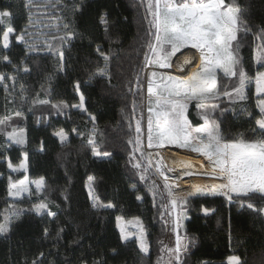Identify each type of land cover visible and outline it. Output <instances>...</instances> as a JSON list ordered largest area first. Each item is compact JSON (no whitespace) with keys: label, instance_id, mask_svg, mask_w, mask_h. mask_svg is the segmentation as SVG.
<instances>
[{"label":"trees","instance_id":"trees-1","mask_svg":"<svg viewBox=\"0 0 264 264\" xmlns=\"http://www.w3.org/2000/svg\"><path fill=\"white\" fill-rule=\"evenodd\" d=\"M25 2L0 0V11L13 13L11 24L17 33L28 26L30 15L35 24L51 23L40 29L29 27L38 41L43 40L40 39L44 38L42 33L58 30L63 33L64 23L69 25L67 31L75 35L63 45L54 41L51 52L26 54L27 46L17 43L14 37L9 49L0 45V57L7 54L15 64L23 61L31 69L28 74H19L14 95L6 94L0 85V93L4 95L0 115L11 118L6 130L23 128L26 136L24 145H16L0 134V222L12 203L16 205L15 211L22 213L12 221L6 233H0V264H33L34 261L42 264H168L170 257L165 249L175 247L177 230L172 217L165 214L162 219L160 215L164 210L162 206L170 207L167 192L148 167L143 147L144 156L135 152L138 159L133 160V146L129 143L137 139L138 119L142 129L139 139L142 146L147 143L148 116L145 123L143 115L144 54L148 52L147 42H154L149 33H154L155 29L150 26L152 17L147 10L154 0H71L79 6L78 11L68 8L45 15L42 12L49 10L36 6L31 13L27 12ZM237 2L246 9L253 33L264 29V0ZM46 17H50L49 21ZM7 20L0 24V32L7 26ZM97 48L110 58L103 77L94 75L105 67ZM255 48L256 42L250 33L239 51L249 77L245 89L247 99L233 102L221 96L208 102L210 111L212 104L217 105L211 115L220 125L225 140L248 138L254 120L247 113L259 116L251 81L259 71H264V66L256 63ZM61 50L64 52L62 64ZM13 71L0 63V73L12 74ZM217 76L227 83L229 90L238 85V78H225L219 71ZM77 81L85 98L86 111L72 107L79 104V95L74 91ZM8 84L11 88V81ZM37 98L48 99L50 103L33 105L32 101ZM52 104L60 106V114ZM16 110L22 115L15 116ZM200 112L195 103L188 107L186 115L192 126L201 125ZM92 115L96 117L95 123L90 120ZM61 129L68 135L64 142L53 134ZM89 139L94 140L99 151L111 155L93 156ZM24 153L28 154L27 175L44 178L45 187L39 196H22L13 201L8 195L9 177L18 181L23 173L13 175L8 161L18 165ZM137 162L147 168L148 178L144 182L139 179L141 170L133 168ZM89 176L94 177L91 185ZM89 188L102 204L115 206L93 208ZM153 193L156 194L155 206ZM138 195L142 199L138 200ZM41 201L48 203V209L37 214L32 209ZM204 209H208L207 215ZM48 210L56 212L57 216L48 217ZM180 216L179 234L188 239L184 264H228L232 255L239 256L242 264H264V217L246 206L241 207L235 197L232 201L218 195L192 197ZM117 217L140 220L149 246L147 254L139 251L136 239L121 241Z\"/></svg>","mask_w":264,"mask_h":264},{"label":"snow or ice","instance_id":"snow-or-ice-1","mask_svg":"<svg viewBox=\"0 0 264 264\" xmlns=\"http://www.w3.org/2000/svg\"><path fill=\"white\" fill-rule=\"evenodd\" d=\"M41 5L53 13L64 12L68 8H71L73 12L79 10V6L72 3L71 0H26L23 6L27 12L31 13L33 6L39 8ZM147 10L152 17L150 26L155 31L149 33L154 37V42H147L148 52L144 54V67L154 66L161 69L175 67L178 73H182L167 76L160 74L157 79L158 73L155 70L151 71L150 78L147 80V96L149 98L147 148H161L166 144L190 148L192 152L200 153L210 162L211 171L207 175L214 180L224 181L213 185H193L188 191L174 192L172 189L177 186L167 182L169 177L161 171L163 165L157 163L154 166L157 173L166 181L164 188L167 189V198L170 204V207L162 206L164 210L160 213L161 218L163 219L165 214L172 217L177 230L175 247L165 249L170 257L168 264H184L183 255L188 251V239L186 236L182 238L178 229L180 228V213L186 210L190 198L198 195H224L229 201H232L235 197L241 207L246 206L247 209L264 217V71H259L254 78L255 93L259 97L257 100L259 116L247 113L254 120V126L249 129L251 135L248 138L225 140L220 125L211 115L217 105L212 104L210 111L208 104L209 101L219 99L221 96L228 97L233 102L247 99L245 89L249 77L244 71L239 51L249 34H253L254 42H256L254 59L257 64L264 66V29H261L259 33H253L245 14L246 9L239 5L237 0H154V3L148 4ZM5 18H8L7 26L0 32V45L5 50L10 48L11 38L14 37L17 43L27 46L26 54L51 52L54 41H59L63 45L69 43L75 35L67 31L69 25L64 23L65 31L63 33L59 30L55 33H42L44 38L42 41H38L29 31V27L35 26V21L30 15L28 26L21 29L19 33L11 24L13 13L8 10L0 11V24L5 23ZM189 47L197 49L200 53V67L190 75L184 69L192 63L191 59L186 56L177 57V53ZM97 51L103 56L105 67L99 68L94 75L98 74L103 77L106 75L107 62L110 58L101 49L97 48ZM173 57H176L175 62ZM59 59L62 64L64 60L62 50L59 52ZM0 63L14 70L12 74L0 73V85H3V91L6 94L14 95L19 74L21 72L28 74L31 69L23 61L19 65L15 64L7 54L0 57ZM144 67H141L140 70L143 71ZM218 71L222 72L225 78H238V85L229 90L225 81L218 80ZM9 81L12 84L11 88L8 84ZM21 88V95H23V86ZM136 88H140L139 81H137ZM74 91L79 95V104H73L72 107L86 111L85 98L79 81L74 84ZM190 101H196V106L201 109L200 115L204 123L200 127L193 128L186 115ZM37 103L48 105L50 101L39 98L32 101L33 105ZM51 107L56 109L57 114L61 113L59 105L52 104ZM29 111H32V108H29ZM21 115L20 110L15 111V116ZM10 119L7 115H0V134L6 137V141L24 145L26 136L23 128L6 130L10 126ZM90 120L95 123L96 117L92 115ZM141 130V122L138 119L135 126L137 139L134 142L129 141L133 146V160L138 159L135 152H140L141 157L144 156L142 142L139 139ZM193 132L204 138L194 137ZM53 134L61 142L68 139V135L63 129L55 131ZM88 143L93 145V156L102 158L111 155L107 151H99L94 140L89 139ZM41 150H43V145H41ZM27 161L28 154L24 153L23 160L19 165L14 166L9 160L8 168L11 172H26ZM148 167H153L151 159L148 160ZM183 167L191 168L192 165L185 164ZM133 168L141 170L139 176L141 182L147 180L148 177L145 175L147 168L144 165L137 162L133 164ZM192 174V172L184 173V175ZM93 180L94 177H88L89 185ZM29 183L35 184L36 193L43 191L45 187L44 178L30 182L25 176L18 182H14L10 176L8 195L13 198V201L24 193H28L29 196L33 195L28 187ZM132 187L135 189V184ZM89 194L94 200L93 208L110 209L115 206L112 203L102 204L98 197L92 196L91 188H89ZM155 195L153 193L154 206ZM137 199L140 200L142 197L138 195ZM15 208V203H12L5 210L3 222H0V233H6L12 221L22 215L20 211H15ZM47 209L48 203L41 201L36 203L32 210L41 214ZM204 212L207 215L208 209H204ZM46 214L51 218L57 216L56 212L50 210ZM120 220L121 218L117 217L120 239L127 242L130 240V235L124 227L120 226ZM165 222L167 223V221ZM47 232L48 230L45 229V235ZM135 235L139 251L147 254L149 246L142 224L139 233ZM33 264H42V262L34 261ZM228 264H242V262L239 256L232 255L228 258Z\"/></svg>","mask_w":264,"mask_h":264},{"label":"rangeland","instance_id":"rangeland-1","mask_svg":"<svg viewBox=\"0 0 264 264\" xmlns=\"http://www.w3.org/2000/svg\"><path fill=\"white\" fill-rule=\"evenodd\" d=\"M40 8H42V9H45L42 5L40 6ZM47 13H51V10H49V11H43L42 12V14H47ZM49 18L50 17H46L45 19H46V21H49ZM50 25L51 23H48L47 22V24H43V23H37V24H35V26L34 27H36V28H38V29H40L41 27H43L44 25ZM40 39H43V37H41ZM183 50H187V51H192V50H194L193 48H185V49H183ZM182 50V51H183ZM179 52V53H177V57H189L190 59H191V61H192V63H194L195 62V59H196V61L198 60L199 62H200V59H199V57L198 56H196L195 55V57L192 55V52H185V53H183V52ZM183 53V54H182ZM181 54V55H180ZM176 57H173V61L175 62V59ZM191 63V64H192ZM196 66V65H195ZM194 66V68H193V70H192V72H191V74L193 73V72H195V71H197L198 69H199V67L200 66H196L195 67ZM155 68V70H156V72L158 73V76H157V79H159V75L160 74H163V75H165V76H167V75H169V73H166V72H164V71H162V69L161 68H156V67H154ZM173 68H175V67H173ZM173 68H170V69H173ZM149 73L151 74V71L149 70ZM150 78V75L148 76V74H147V76H146V82H147V80ZM252 87H253V95H254V104L256 105V110L258 111V113H259V109H258V107H257V100L259 99V97H257L256 96V93H255V79H253L252 81ZM146 86V88H145V90H144V92H143V115H144V121H145V123H146V116H148L149 115V113H148V111H147V109H148V107H149V98H148V96H147V85H145ZM144 94H145V101H144ZM3 97H4V95H3V93H0V103L3 101ZM153 100H154V98H152ZM210 102V101H209ZM193 104V102H189V104H188V107L190 106V105H192ZM196 104V103H195ZM203 123H204V121L202 120V123H201V125H199V126H196V127H200V126H202L203 125ZM193 128H196L195 126H192ZM193 136L194 137H198V136H200V134H197V133H195V132H193ZM200 138H204V137H202V136H200ZM11 142V141H10ZM12 143V142H11ZM13 144V143H12ZM144 147H146L147 148V143L146 142H144V146H143V149H144ZM147 149H149V148H147ZM155 149H157L158 151H162L161 153L162 154H164V152H163V150H165V149H167V150H171L172 151V153H168V157L169 158H171V159H178V160H184V161H187V162H190L191 163V165H192V167L191 168H186L184 171H181L180 172V176L182 177L183 175H184V173L185 172H192L193 174L192 175H185V176H187V177H197V178H200V180H194L193 182H192V184H189V185H186L185 187H186V189H185V191H188V190H190L191 189V187L193 186V185H205V184H207V185H213V184H219V183H222V182H224V181H220V179H212L211 178V176H209V175H207V173H209L210 171H211V165H210V162L209 161H207L206 160V158L204 157V156H202L200 153H197V152H192L191 150H190V148H187V147H177V146H175V145H171V144H166L164 147H161V148H151V149H149V150H155ZM148 150V151H149ZM144 151H145V149H144ZM149 153V152H148ZM149 155L152 157V155L149 153ZM167 156V155H166ZM153 158V157H152ZM165 158H167V157H165ZM22 160H23V156H22V159H21V161H20V163L22 162ZM19 163V164H20ZM18 164V165H19ZM153 164V167L156 165V163H152ZM15 166H17V165H15ZM162 168H164V167H162ZM154 169H156L155 167H154ZM9 171L11 172V170L9 169ZM13 175H17L18 173H23V177L21 178V179H23L25 176H27L28 177V180L31 182V181H35V180H38V179H40V177H29L28 175H27V171L26 172H24V171H20V172H11ZM158 179V178H157ZM19 181V180H18ZM18 181H14V182H18ZM164 184L166 183V182H163ZM28 187H29V189H30V191L33 193V195H35V196H39V194H40V192L39 193H36V190H35V184L34 183H29V185H28ZM33 195H31V196H33ZM22 196H29L28 195V193H24ZM21 196V197H22ZM218 196H224V195H218ZM225 198H227L226 196H224ZM12 198V197H11ZM13 199V198H12ZM39 203V202H38ZM174 215H175V213H174ZM140 225H141V222H140V220L139 219H137V218H132V219H128V220H123V219H121L120 220V226L121 227H124L125 228V230L129 233V235H130V239L131 238H134V239H136V235L135 234H138L139 233V229H140ZM116 226H117V220H116ZM118 228V227H117ZM118 230H119V232H120V229L118 228ZM175 233L177 234V231H175ZM176 236V235H175Z\"/></svg>","mask_w":264,"mask_h":264},{"label":"bare ground","instance_id":"bare-ground-1","mask_svg":"<svg viewBox=\"0 0 264 264\" xmlns=\"http://www.w3.org/2000/svg\"><path fill=\"white\" fill-rule=\"evenodd\" d=\"M192 55L195 57L194 53H192ZM198 56H200V55L198 54ZM199 59H200V57H199ZM196 63H197V61L195 59V62L187 65L185 67L184 71L190 75L194 66L196 65ZM162 71L169 73V74H172V75L182 74V73H178L175 68H173V69H162ZM148 152L152 155V157L155 161L166 166L165 168H161V171H163L169 177V181H167L168 183H172V184L177 186V187H174L172 189L174 192L185 191L186 185L192 184V182L194 180H196V181L200 180V178H197L195 176L194 177H187L185 175H183L182 177L180 176V172L184 171L186 169L183 167V165H185V164L191 165V163L184 161V160L169 158L168 153H172L171 150H167V149L163 150L164 154L161 153L162 151L160 152L157 149L149 150ZM165 157H167V158H165ZM161 158H162V160H161ZM177 177H179V179H177ZM162 179H163V177H162ZM163 182H166V181L163 179Z\"/></svg>","mask_w":264,"mask_h":264},{"label":"built area","instance_id":"built-area-1","mask_svg":"<svg viewBox=\"0 0 264 264\" xmlns=\"http://www.w3.org/2000/svg\"><path fill=\"white\" fill-rule=\"evenodd\" d=\"M149 70H150V71H153V70H155V68H154L153 66L146 67L145 72H144V75H145L144 90H145V88H146L145 85H147V82H146V76H147ZM155 71H156V70H155ZM144 101H145V94H144ZM191 102L196 103V101H191ZM144 149H145V153H146L147 161H148L149 159H151L152 163H153V162L156 163V164L159 163V162L155 161V160L149 155V153H148V150H149V149H147L146 147H144ZM162 165H163V164H162ZM163 167L165 168L166 166L163 165ZM151 169H152L153 173L155 174V176L158 178V180H159V181L163 184V186H164L163 179H162V177L157 173L156 169H154V167H151ZM165 190H166V192H167V189H165Z\"/></svg>","mask_w":264,"mask_h":264},{"label":"crops","instance_id":"crops-1","mask_svg":"<svg viewBox=\"0 0 264 264\" xmlns=\"http://www.w3.org/2000/svg\"><path fill=\"white\" fill-rule=\"evenodd\" d=\"M182 52H183V53H185V52H192V53H194L195 55L197 54L196 56H198V54L200 55V53H199V51H198L197 49H194V50H192V51L183 50ZM197 52H198V53H197ZM183 53H182V54H183ZM180 55H181V54H180ZM198 57H199V56H198ZM175 59H176V58H175ZM196 66H200V63H199L198 60H197ZM196 66H195V67H196Z\"/></svg>","mask_w":264,"mask_h":264}]
</instances>
